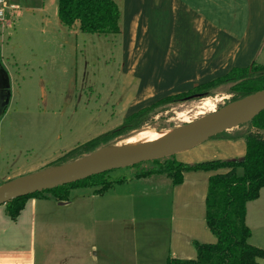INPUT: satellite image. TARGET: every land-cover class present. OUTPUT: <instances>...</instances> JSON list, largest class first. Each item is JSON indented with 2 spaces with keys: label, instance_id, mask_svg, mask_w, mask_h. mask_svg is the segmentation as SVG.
<instances>
[{
  "label": "rangeland",
  "instance_id": "1",
  "mask_svg": "<svg viewBox=\"0 0 264 264\" xmlns=\"http://www.w3.org/2000/svg\"><path fill=\"white\" fill-rule=\"evenodd\" d=\"M11 4L15 7L11 8ZM0 8L4 13L0 18V185L40 170L66 166L105 147L115 150L132 145L127 140L143 129L160 132L177 129L187 123L179 117L180 112L188 113L195 120L200 117L196 115L197 106L205 98L214 100L217 110L233 101L239 92V81H232L180 99L159 104L154 101L148 105L150 110L136 129L109 134L124 122L123 115L139 82L136 78L130 80L124 71L120 36L69 30L59 21L58 0H4ZM258 61L264 62V58ZM140 71L139 65L138 75ZM249 128L251 125L246 123L233 132ZM105 133L109 135L102 137L91 150L81 146ZM223 138L222 132L170 158L193 163L226 156L230 146L220 141ZM235 141L231 146L237 150L239 143ZM75 148H78L76 153L65 156ZM154 165V160H150L113 169L107 178L126 175L130 179L137 173L152 170ZM155 177L162 179L160 174H154ZM119 186L113 185L114 189ZM81 193L76 191L72 196L76 203ZM110 194L97 198L96 204L88 200L84 206L85 236L81 230L71 228L64 232L61 227L62 217L67 214L76 217V209L67 211L54 200L39 205V217L50 218L51 224L46 250L40 246L37 250L39 261L46 254L47 264H147L144 253L147 250L156 253L164 235L160 223H167L159 218L169 213L168 206L165 207L158 193H144L127 200L118 197L115 191ZM180 197L184 206L191 200L183 192ZM109 200L112 203L106 204ZM134 215L137 217L135 230ZM188 217L187 208L182 215V236L195 232ZM256 229L249 242L264 249V234ZM213 237V241L201 237L200 242L214 243L217 238L214 234ZM134 246H141L138 258L134 255ZM195 251L193 258L197 257ZM258 261L264 264V258ZM152 263L163 264L154 258Z\"/></svg>",
  "mask_w": 264,
  "mask_h": 264
},
{
  "label": "crops",
  "instance_id": "2",
  "mask_svg": "<svg viewBox=\"0 0 264 264\" xmlns=\"http://www.w3.org/2000/svg\"><path fill=\"white\" fill-rule=\"evenodd\" d=\"M116 1L122 11L121 31L116 35L121 38L124 71L130 80L136 78L139 81L123 120L160 98L187 91L223 76L235 67L246 68L255 62L264 64L258 61L259 58H264V0ZM139 65L141 71L138 75ZM235 129L238 127L223 132L224 138L220 141L230 146V152L217 159L239 160L245 156L246 141L240 135L245 131L238 130L234 133ZM228 135L237 137L232 140ZM235 140L239 143L237 150L231 146ZM241 143H244L243 147ZM190 161L187 164L206 162ZM221 170L223 169L189 170L184 173L182 182L177 184L167 174H160L161 180L153 178L154 174L131 177L119 183L118 188L114 189L112 186L103 194L96 193L94 187H75L70 190L69 199L65 201L32 197L26 201L16 219L8 215L4 204V208L0 207V264H47L46 254L42 261H39L37 255L39 246L43 251L46 250L47 232L51 228L50 218L39 217L38 207L44 201L60 202L59 206L67 211L76 209V217L71 218L69 214L62 217L61 227L64 232L71 228L78 232L81 230L85 236L87 220L83 208L87 201L92 200L96 204L97 198L112 195L110 193L113 191L125 200L144 193H158L159 198L164 199L165 207L168 206L170 210L159 218L167 223H160L164 235L157 245L156 253L148 250L144 253L147 264H153V258L166 264L169 256L193 259L196 255L195 243L200 242L201 237L214 240L206 222L205 201L209 177ZM126 183L130 186L121 188ZM84 189H88V192ZM76 191H82L77 203L72 197ZM181 192L191 198L189 203L185 202L186 206L182 204ZM111 203L112 200L106 202ZM76 206H79L78 209ZM187 208V220L193 224L195 232L189 231L182 236V215ZM136 218L135 215L132 217L134 230ZM123 222L126 223L124 220ZM246 223L252 231L251 238L254 228L264 234V187L257 199L247 203ZM92 247L96 248V245L93 244ZM140 248L141 246H134L137 258Z\"/></svg>",
  "mask_w": 264,
  "mask_h": 264
},
{
  "label": "trees",
  "instance_id": "3",
  "mask_svg": "<svg viewBox=\"0 0 264 264\" xmlns=\"http://www.w3.org/2000/svg\"><path fill=\"white\" fill-rule=\"evenodd\" d=\"M121 15V7L116 0H58L60 23L69 30L78 28L84 33L118 34L121 31ZM232 81H239V92L233 96V101L264 89V64L255 62L246 68L235 67L223 76L187 91L160 98L154 104L195 95L202 89ZM149 108V106L140 108L126 117L119 127L108 133L116 135L127 129H136ZM248 124L251 128L240 134L246 141V153L242 159H216L187 164L168 157L154 160L155 165L152 170L135 175L140 177L167 174L177 184L182 182L184 173L189 170L227 169L209 177L205 201L206 222L216 236V242H196V258L180 259L169 256L166 264H260L258 259L264 258V249L249 242L252 231L246 223L247 203L257 199L264 187V111L256 115ZM108 133L81 146L83 149L91 150L102 140V137L109 135ZM228 137L237 136L228 135ZM78 148L71 150L65 156L76 153ZM108 173L109 171H106L70 184L14 198L5 204L6 211L10 217L16 219L29 198L50 197L65 201L69 199L70 190L75 187H94L96 193L103 194L114 184L128 179L126 175L110 179L107 178Z\"/></svg>",
  "mask_w": 264,
  "mask_h": 264
},
{
  "label": "water",
  "instance_id": "4",
  "mask_svg": "<svg viewBox=\"0 0 264 264\" xmlns=\"http://www.w3.org/2000/svg\"><path fill=\"white\" fill-rule=\"evenodd\" d=\"M245 100L249 105L245 109L239 108L237 103ZM262 111H264V89L231 101L224 107L187 122L161 138L124 146L122 152L117 155L102 157L98 155V152L102 150L99 149L66 166L63 165L54 170H40L33 174L10 179L0 185V205L20 196L70 184L113 169L170 157L195 147L215 135L244 125ZM202 124L210 125V127L204 131H198V127ZM186 129L190 131L182 136Z\"/></svg>",
  "mask_w": 264,
  "mask_h": 264
},
{
  "label": "bare ground",
  "instance_id": "5",
  "mask_svg": "<svg viewBox=\"0 0 264 264\" xmlns=\"http://www.w3.org/2000/svg\"><path fill=\"white\" fill-rule=\"evenodd\" d=\"M248 105H249V103H248L247 100L240 101V102L237 103V106L239 108H243V109H245ZM195 110H196V108H195ZM207 111H209V112L215 111V101L210 99V98H205L200 103V105L197 106L196 115L197 116H202V115L206 114ZM179 117L184 122H191L192 121L191 118L188 116V113H185V112H180ZM209 127H210V125L202 124V125H200L198 127L197 130L198 131H204V130H206ZM172 131H173V129L172 130L162 131V132L156 131V130H153V129H143V130L138 131L136 134L131 135V137L127 140L126 143L127 144L136 145V144H140V143H143V142H149V141L161 138L162 136H164V135H166V134H168V133H170ZM189 131H190V129H186V131L183 132L182 136L187 134ZM132 145H129V146H132ZM106 148L107 147L102 148V150L100 152H98V155H100L102 157H105V156L111 155V154L117 155V154L122 152V148L115 149V150L106 149ZM103 149H105V150H103Z\"/></svg>",
  "mask_w": 264,
  "mask_h": 264
},
{
  "label": "built area",
  "instance_id": "6",
  "mask_svg": "<svg viewBox=\"0 0 264 264\" xmlns=\"http://www.w3.org/2000/svg\"><path fill=\"white\" fill-rule=\"evenodd\" d=\"M3 2H4V0H0V4L3 3ZM10 7H11V8H14V5L11 4ZM3 14H4V13H3V10L0 8V18L3 17Z\"/></svg>",
  "mask_w": 264,
  "mask_h": 264
}]
</instances>
